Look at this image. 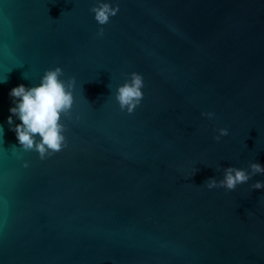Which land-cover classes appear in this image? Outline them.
<instances>
[{"label":"water","instance_id":"water-1","mask_svg":"<svg viewBox=\"0 0 264 264\" xmlns=\"http://www.w3.org/2000/svg\"><path fill=\"white\" fill-rule=\"evenodd\" d=\"M109 2L100 26L97 0H0V264H264V174L206 186L264 166V0ZM55 67L74 103L42 160L9 92ZM132 72L129 114L115 94Z\"/></svg>","mask_w":264,"mask_h":264},{"label":"clouds","instance_id":"clouds-1","mask_svg":"<svg viewBox=\"0 0 264 264\" xmlns=\"http://www.w3.org/2000/svg\"><path fill=\"white\" fill-rule=\"evenodd\" d=\"M94 13L95 21L100 25L109 23L110 18L117 15L119 5L113 7L109 0H97V3L90 9ZM104 34L103 27L98 29V35ZM130 78L120 85L115 94L120 110H126L131 114L140 105L143 99L142 88L144 86L143 77L132 72ZM64 76L63 69L60 67L45 70L40 78L38 85L26 87L20 84L12 88L9 92L13 98L14 106L10 107V115L7 123L12 131L15 132L17 141L24 151H35L40 159H45L66 146V131L62 118L67 116L73 106V89L75 77L67 80L61 79ZM211 118L214 113H205ZM13 117L20 123H15ZM219 135L215 137L217 141L220 137L227 136L228 129L218 130ZM27 167V163L24 165ZM250 171L236 167L224 169V177L219 182L210 179L206 182L209 189L223 187L234 190L237 185L247 183L252 176L264 174V166L259 163H251ZM253 189L264 188V183L257 181L251 186Z\"/></svg>","mask_w":264,"mask_h":264}]
</instances>
